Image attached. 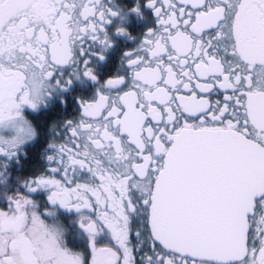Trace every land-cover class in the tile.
<instances>
[{"label":"snow or ice","instance_id":"1","mask_svg":"<svg viewBox=\"0 0 264 264\" xmlns=\"http://www.w3.org/2000/svg\"><path fill=\"white\" fill-rule=\"evenodd\" d=\"M0 264H264V0H0Z\"/></svg>","mask_w":264,"mask_h":264}]
</instances>
